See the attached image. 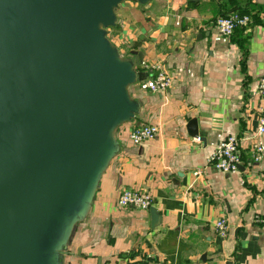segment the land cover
Wrapping results in <instances>:
<instances>
[{
    "label": "crops",
    "instance_id": "crops-1",
    "mask_svg": "<svg viewBox=\"0 0 264 264\" xmlns=\"http://www.w3.org/2000/svg\"><path fill=\"white\" fill-rule=\"evenodd\" d=\"M238 9L257 16L221 36L214 22ZM115 16L107 36L119 54L141 52V70L160 62L172 84L163 94L129 89L140 110L115 131L118 151L60 264H264V150L250 162L264 77V0L124 2ZM143 125L158 133L133 145L128 135ZM228 136L239 140L246 175L207 166ZM126 189L151 196L158 217L118 207ZM220 220L223 234L215 229Z\"/></svg>",
    "mask_w": 264,
    "mask_h": 264
},
{
    "label": "water",
    "instance_id": "water-1",
    "mask_svg": "<svg viewBox=\"0 0 264 264\" xmlns=\"http://www.w3.org/2000/svg\"><path fill=\"white\" fill-rule=\"evenodd\" d=\"M150 1L0 0V264H60L147 77L107 30Z\"/></svg>",
    "mask_w": 264,
    "mask_h": 264
},
{
    "label": "built area",
    "instance_id": "built-area-1",
    "mask_svg": "<svg viewBox=\"0 0 264 264\" xmlns=\"http://www.w3.org/2000/svg\"><path fill=\"white\" fill-rule=\"evenodd\" d=\"M251 24L252 20L248 15L233 13L219 17L214 22V27L221 36L230 38L237 29L247 28ZM143 71L147 73L146 79L136 83L142 91L163 94L172 84L170 75L165 71L160 62L146 66ZM257 97L259 102L257 108V127L254 143L250 147V162L258 161L264 150L260 140L264 135V77H261L257 82ZM157 133L158 129L156 126L143 125L133 128L128 135V139L133 145H140L155 138ZM245 165L240 152L239 140L234 136H228L221 141L214 148L212 155L207 161V166L223 174L241 173L246 175L248 170ZM152 201L151 196L147 193L126 189L119 194L117 206L125 209L147 211L151 208ZM215 229L218 233L223 234L225 230L224 221H218L215 224Z\"/></svg>",
    "mask_w": 264,
    "mask_h": 264
},
{
    "label": "trees",
    "instance_id": "trees-1",
    "mask_svg": "<svg viewBox=\"0 0 264 264\" xmlns=\"http://www.w3.org/2000/svg\"><path fill=\"white\" fill-rule=\"evenodd\" d=\"M233 13H240V14H246V15H248L250 18H251V20L253 21L254 20V17L255 16H257V14H255V12H253V11H249V10H247V11H245V10H235V11H233L231 14H233ZM230 15V14H229ZM227 16V15H226ZM115 27H112V28H109L108 30H107V32L109 31V30H112V29H114ZM108 37V36H107ZM138 44L137 43H134V44H132L131 46H130V48H136V46H137ZM244 47V46H243ZM129 48V49H130Z\"/></svg>",
    "mask_w": 264,
    "mask_h": 264
}]
</instances>
